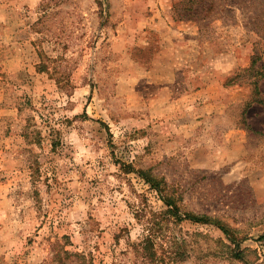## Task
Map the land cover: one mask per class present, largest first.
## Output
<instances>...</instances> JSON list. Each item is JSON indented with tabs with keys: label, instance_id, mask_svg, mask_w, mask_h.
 I'll use <instances>...</instances> for the list:
<instances>
[{
	"label": "rangeland",
	"instance_id": "374dc122",
	"mask_svg": "<svg viewBox=\"0 0 264 264\" xmlns=\"http://www.w3.org/2000/svg\"><path fill=\"white\" fill-rule=\"evenodd\" d=\"M64 250L264 264V0H0V264Z\"/></svg>",
	"mask_w": 264,
	"mask_h": 264
},
{
	"label": "trees",
	"instance_id": "16d2710c",
	"mask_svg": "<svg viewBox=\"0 0 264 264\" xmlns=\"http://www.w3.org/2000/svg\"><path fill=\"white\" fill-rule=\"evenodd\" d=\"M167 205L170 206V208L174 207V211H173L174 216H176L179 220L181 221L187 220L193 223H200V224H213L218 229H220L223 232V234H225L231 242H233L234 244H237L238 246L239 243L234 238H232V233L229 230V228L223 223H221L220 221L211 219L206 216H197V215H192V214H185L184 216L180 213L179 208L175 206L173 202H167ZM150 241H151L150 237L146 236L144 238L143 242L145 244L143 245V252L149 251L148 244ZM63 253L65 256V260L63 261V264H95L94 261L92 260L93 258L92 257L89 258L88 255L85 253H72L67 250H64ZM236 256L239 257V255H236Z\"/></svg>",
	"mask_w": 264,
	"mask_h": 264
}]
</instances>
